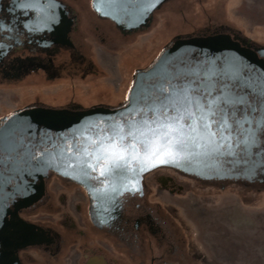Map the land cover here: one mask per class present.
<instances>
[{
	"label": "flooded vegetation",
	"instance_id": "obj_1",
	"mask_svg": "<svg viewBox=\"0 0 264 264\" xmlns=\"http://www.w3.org/2000/svg\"><path fill=\"white\" fill-rule=\"evenodd\" d=\"M183 1L145 7L131 24L119 9L108 16V0H0V264H227L209 261L173 210L179 197L200 204L190 192H264V42L223 22L189 28ZM191 37L214 41L160 64ZM189 90L227 113L213 119H227L231 149L217 136L177 163L101 175L97 141L162 119L165 102L174 114Z\"/></svg>",
	"mask_w": 264,
	"mask_h": 264
},
{
	"label": "rangeland",
	"instance_id": "obj_2",
	"mask_svg": "<svg viewBox=\"0 0 264 264\" xmlns=\"http://www.w3.org/2000/svg\"><path fill=\"white\" fill-rule=\"evenodd\" d=\"M183 2V7L182 2L174 5H181L179 8L188 19L189 28L192 25H202L208 20L223 22L242 29L257 41L264 42V0ZM179 8L175 7L171 11L174 18L182 17ZM147 35L141 34L139 39L143 40ZM106 66H109V69L114 68L110 60ZM110 79H113V83L117 82L116 76L111 73ZM188 195L198 199L200 204H189L192 208H187L184 206L187 204L185 197H179L173 214L181 226L185 225V234L194 235L197 241L205 245L210 254L209 261L264 264V192L242 197L227 191L214 194L190 192Z\"/></svg>",
	"mask_w": 264,
	"mask_h": 264
},
{
	"label": "snow or ice",
	"instance_id": "obj_3",
	"mask_svg": "<svg viewBox=\"0 0 264 264\" xmlns=\"http://www.w3.org/2000/svg\"><path fill=\"white\" fill-rule=\"evenodd\" d=\"M171 99L166 98V101ZM162 108V119L145 121L135 131L129 126L125 135L116 132L106 144L96 142L92 159L107 162L101 175L109 171L127 170L133 164L136 165L132 169L134 172H144L159 165L177 163L176 156L186 146L207 147L216 143L217 136L222 141L219 147L227 143L231 149L232 131L227 119H213L220 114L224 117L227 115L216 100L193 96L189 90L172 104L174 114H168L167 102L162 104ZM131 137L136 138V147L124 143ZM89 167L95 169V165L90 164Z\"/></svg>",
	"mask_w": 264,
	"mask_h": 264
},
{
	"label": "water",
	"instance_id": "obj_4",
	"mask_svg": "<svg viewBox=\"0 0 264 264\" xmlns=\"http://www.w3.org/2000/svg\"><path fill=\"white\" fill-rule=\"evenodd\" d=\"M95 1L100 2L102 0H95ZM108 1L110 4V7L112 8L111 12L108 13V16H110L111 18L117 19L118 14L116 12V9H119L122 11V14H125L128 16L129 21L130 22L132 21L131 24H133V22H136L143 15L142 13H143L145 7H148V8L156 7L163 0H108ZM96 8L97 9H104L106 7L105 6H98V7L96 6ZM132 26H135V25H132ZM211 39L212 38H207V37H191V38H186V39H177L173 43L172 48L166 50L159 57L160 64L166 62V60H168L170 57L176 55L178 53L177 51H179V50L191 49L193 47L198 46V44H200V43L213 42L214 40H211ZM84 113H86V111H81L78 114L82 116ZM54 114H57V113L45 111L41 114H36V115L40 116L41 118H45V120H48ZM29 119H31V118H29ZM123 190H124L123 188L118 189L116 192L109 190L108 194H110V195L114 194V196H117ZM112 202L115 203V201H112ZM114 210H115L114 208H111L109 210V213L113 212ZM105 211L106 210L101 208V207H99L97 209V213L101 217L103 216ZM110 216L111 215H109V217Z\"/></svg>",
	"mask_w": 264,
	"mask_h": 264
}]
</instances>
